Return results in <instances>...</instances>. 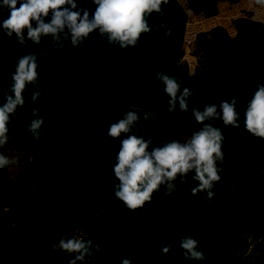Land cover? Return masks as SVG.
<instances>
[{
    "label": "trees",
    "instance_id": "1",
    "mask_svg": "<svg viewBox=\"0 0 264 264\" xmlns=\"http://www.w3.org/2000/svg\"><path fill=\"white\" fill-rule=\"evenodd\" d=\"M206 1L168 0L159 13L146 18L151 31L142 34L135 47L124 49L116 43L110 45L99 30L76 47L62 34L60 47L50 36L41 37L39 44L33 43L27 39V31L21 44L15 34L9 37L0 27V57L34 54L73 61L93 59L92 141L69 148L77 181L86 191V198L68 209L47 170H43L40 192L24 195L7 186L0 187V264H33L18 247L4 246L8 231L28 234L36 226L49 227L61 219H66L65 240L91 241L89 264H121L126 258L131 264H264V220L241 224L234 231L235 236L249 232L250 246L243 253L227 250L220 257L204 255L202 260H196L180 247L183 238H194L211 218L212 200L219 202L227 194L228 162L241 166L245 161L246 169L242 172L252 176L256 200H264V140L247 133L243 123L248 103L258 86H264V33L255 35L253 25L259 21L264 27V5L254 0H226L229 5H243L241 11L246 16L229 19L235 26L242 22L231 32L226 25L203 15ZM80 8L87 9L90 18L95 11L90 0H78ZM8 15L9 9L0 7V21ZM46 22H50V16ZM190 63L193 68L189 71ZM157 73L175 78L181 91L190 90L186 111H180L178 102L169 111L170 98ZM231 98L237 101L239 127H225L221 119L205 121L220 128L224 137L223 159L216 165L220 180L213 184L214 196L210 200L207 191L192 194V189L198 187V181L193 179L194 170L186 177L177 176L170 185L162 184L151 202L136 211H129L115 198L119 182L113 168L123 139L136 135L151 140L149 152L163 143L186 142L203 127L195 122L193 109L203 111L206 105H215L219 112L220 103L230 102ZM129 111L139 117L131 125L132 132L110 139V125ZM146 114H150L148 119L144 118ZM84 207L91 214L82 213ZM161 244L171 245L167 254L161 252Z\"/></svg>",
    "mask_w": 264,
    "mask_h": 264
},
{
    "label": "clouds",
    "instance_id": "2",
    "mask_svg": "<svg viewBox=\"0 0 264 264\" xmlns=\"http://www.w3.org/2000/svg\"><path fill=\"white\" fill-rule=\"evenodd\" d=\"M95 5L91 18L87 9H78V0H2L0 7H7V19L0 21L6 34L11 37L15 34L17 40L23 44L27 31V39L39 44L41 37H52L54 44H60L63 34L64 39H69L73 47L78 46L91 33L99 30L100 36H107L108 43H116L121 49L135 47L142 34L151 31L147 17L152 13H159L161 6L168 0H90ZM258 5H264V0H254ZM50 16V22H46ZM35 24V26H33ZM163 27V25H161ZM168 34V33H166ZM46 55V54H45ZM37 58L34 54H26L18 60L15 72L12 75V95L5 97V102L0 105V145L7 142L8 124L10 117L17 107L25 103L23 93L29 84L38 80ZM157 78L164 84V93L170 98L169 111L174 110L177 102L181 112L187 110V98L191 95L188 88L181 91V86L173 77L157 73ZM178 93L180 95L178 96ZM40 96L39 90L32 95L36 102ZM237 101L231 98L230 102H221L219 112L217 106L206 105L203 111L193 109L192 115L197 124L203 127L194 132L186 141H173L160 144L152 148L151 140L145 141L136 135H128L120 144L113 168L114 178L118 184L114 190L117 200L122 202L129 211H136L151 202L154 192L162 184H171L177 176L186 177L194 170V180L198 187L192 189V194L207 191L210 200L214 196L211 191L213 184L219 182L220 175L217 161L223 159L222 141L224 139L221 129L206 124L205 121L221 119L223 125L239 127V113L235 105ZM33 109V115H37ZM145 115V119H148ZM139 119L135 112H127L124 118L113 123L107 130L110 139H117L121 134L132 132L131 125ZM44 121L42 118L30 122L29 131L34 135L39 134V129ZM244 127L253 137L264 140V86H258L244 113ZM9 163L8 159L0 155V168ZM91 241L76 238L62 239L59 248L66 253H78L69 264L83 262L85 257L91 255ZM180 247L188 257L202 260L204 254L197 251L198 242L191 237L181 240ZM161 252L167 254L171 245H160ZM99 251V246H96ZM121 264H131L129 259H124Z\"/></svg>",
    "mask_w": 264,
    "mask_h": 264
},
{
    "label": "rangeland",
    "instance_id": "3",
    "mask_svg": "<svg viewBox=\"0 0 264 264\" xmlns=\"http://www.w3.org/2000/svg\"><path fill=\"white\" fill-rule=\"evenodd\" d=\"M241 6L243 5H229L226 0H207L203 7V15L226 25L231 32H234L242 22L235 26L234 22L229 19L245 16V13L241 11ZM245 8L247 7L245 6ZM247 15L250 17L253 14ZM253 25L255 35L264 33V27L259 21H255ZM20 58L0 57V64H4L0 65V105L5 102L6 96L12 95V75ZM36 58L38 80L35 84H29L26 87L25 90L29 91L31 95L25 94L24 97H27L30 103L36 104V107H32L33 109L44 111L48 121L52 116L51 113L58 115L56 132L57 134L64 133L60 137L66 141L61 139L58 141V137L55 139L47 137L39 141L35 135H18L9 143V147L3 144L0 147V152L8 159L9 163L5 166L4 177H1L0 174V187L7 186L9 190L24 195L40 192L45 172L41 162H36L35 157L38 156L47 167L44 168L51 173L57 194L70 209L80 199L86 198V191L77 181L70 151H65V146L62 143L77 146L87 145L92 141V87L90 80L93 73V59L81 58L73 61L67 57ZM192 68L193 63H190L189 71ZM36 90H39L40 96L36 102H33L32 95ZM42 105H48L52 109H43ZM14 114H20L19 116L25 119L36 118L32 114L24 112L21 107H17ZM48 121L46 123L49 125ZM61 123L67 127V130L62 129L64 125L61 126ZM67 123L69 124L67 125ZM28 152L31 154L30 159L26 162L25 156ZM49 157L51 162H45ZM233 158L235 157L230 159ZM227 167H229L227 172L230 183L229 190L219 202L216 199L212 200L211 218L194 236L198 242L197 251L208 256L220 257L225 252L237 249L243 253L250 246L249 232L242 236H235L234 231L241 224L260 223L264 220V200H256L252 176L247 171L246 175L242 172L246 169L245 161H242L241 166L230 161ZM222 174L224 175L223 172ZM82 213L91 214V211L84 207ZM66 228V219H61L46 228L36 226L28 234H16V232L8 231L3 244L5 247L10 245L18 247L31 259L33 264H69L76 255H65L59 248V241L65 238ZM87 259L88 256L83 262L77 261L76 264H89Z\"/></svg>",
    "mask_w": 264,
    "mask_h": 264
},
{
    "label": "crops",
    "instance_id": "4",
    "mask_svg": "<svg viewBox=\"0 0 264 264\" xmlns=\"http://www.w3.org/2000/svg\"><path fill=\"white\" fill-rule=\"evenodd\" d=\"M3 58L5 57V58H18V57H12V56H2ZM8 64V63H7ZM11 64V63H10ZM0 65H4V64H0ZM25 94L27 95V96H29V95H31L30 93H29V91H27V90H25L24 91V93H23V97L25 96ZM24 101H25V103H24V105L21 107L22 108V110L24 111V112H28L29 114H32L33 115V106L34 107H36V104H33V103H30V101H29V99L27 98V97H24ZM41 108H43V109H52V107H49L48 105H42L41 106ZM37 109V108H36ZM37 115H35L36 116V118H31V119H25V118H23V117H20L19 115H16V114H14V115H12L11 117H10V121H9V124H8V133H7V142L5 143L6 144V146L7 147H9V143H11V141L12 140H14V139H16L17 137H18V135H34L32 132H30L28 129H29V125H30V122L32 121V120H34V119H38L39 117H42V119H43V121H44V123H43V125H42V127L39 129V134H38V136L37 135H35V137H37L36 139H38L39 141H41L42 139H45V138H47V137H52V138H57L58 139V141L61 139L62 141H66L65 139H62V137H60V135L61 134H64V133H62V132H59L58 134H57V132H56V130L58 129V124H57V121L59 120L58 119V115H54L53 113H51L52 114V116L50 117V121H48L45 117V114H44V111L42 112L41 110H39V109H37ZM34 116V115H33ZM34 116V117H35ZM54 118H55V120H54ZM46 121H48V123H49V125L51 126H49L47 123H46ZM52 122H54V123H56L57 125H53V123ZM65 122H67V121H65ZM93 123V122H92ZM69 123H67V125H68ZM62 125H64V124H62L61 123V126ZM75 128H77V125H75ZM62 129H66L67 130V127H65V125L64 126H62ZM65 130V131H66ZM60 131H62V130H60ZM78 132V131H77ZM92 132H93V130H92ZM70 135V134H69ZM56 139V140H57ZM62 145H64L65 146V151H69L68 149L70 148V147H72V145H68L67 143H62ZM2 145H0V147H1ZM34 153V152H33ZM32 153V154H33ZM30 154H31V152H28L27 154H26V156H25V159H26V162H28V160L30 159ZM67 154V153H66ZM0 155H2L3 156V154L0 152ZM6 155V154H5ZM60 156V155H59ZM36 158V162L38 161L39 163L41 162V164H42V167H43V170H48V169H46L47 167L45 166V164H44V161H41L42 159L40 158V157H38V156H36L35 157ZM45 162H51L50 161V157L49 158H47L46 160H45ZM44 167H46V168H44ZM6 170H5V166L3 167V168H0V174H1V177H4V175L6 174V172H5ZM2 172V173H1ZM1 177H0V183H1ZM40 185V184H39ZM36 187H38V185H36ZM27 189V188H26ZM46 228V227H45ZM62 253H64L65 255H78V253H66V252H63L62 251ZM88 261H89V256H88V259H87Z\"/></svg>",
    "mask_w": 264,
    "mask_h": 264
}]
</instances>
